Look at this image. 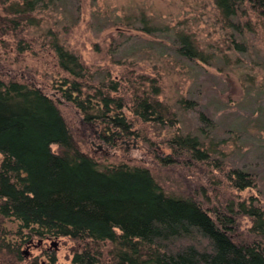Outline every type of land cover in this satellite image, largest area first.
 Masks as SVG:
<instances>
[{"label": "trees", "instance_id": "trees-1", "mask_svg": "<svg viewBox=\"0 0 264 264\" xmlns=\"http://www.w3.org/2000/svg\"><path fill=\"white\" fill-rule=\"evenodd\" d=\"M59 1L64 0L5 5L0 36L21 32L20 19ZM214 2L238 30L243 25L235 18L251 9L257 19L253 26L258 25L264 38V0ZM141 20L152 32L155 25ZM173 40L185 58L205 59L191 33L178 31ZM25 41L21 37L16 43L18 51L32 48ZM50 43L61 72L52 91L29 77L8 76L0 65V227L6 218L17 221L22 243L31 236L69 238L75 246L68 264H264V204L257 197L225 199L211 206L208 189L199 183L192 194L169 193L148 165L101 166L78 147L62 105L73 107L76 118L88 127L102 124L97 138L110 146L138 135L135 121L171 125L173 113L159 97L160 86L153 77L143 74L125 82L109 78L107 67L91 71L58 40ZM169 146L172 154L160 158L164 165L210 163L223 169L197 135H174ZM224 170L235 189L255 185V174L249 171ZM241 215L251 220L245 231H239ZM3 239L0 246L15 252L16 264H24L22 243ZM27 264L65 263L49 254L46 261L35 257Z\"/></svg>", "mask_w": 264, "mask_h": 264}, {"label": "rangeland", "instance_id": "rangeland-1", "mask_svg": "<svg viewBox=\"0 0 264 264\" xmlns=\"http://www.w3.org/2000/svg\"><path fill=\"white\" fill-rule=\"evenodd\" d=\"M14 1L0 0V12L4 14L3 7ZM250 11L235 18L243 25L238 30L223 18L214 0L59 1L20 19L21 32L11 30L0 36V65L8 76L29 77L50 90L61 77L50 43L58 40L91 71L107 67L109 78L120 81L143 74L153 77L160 86L159 97L173 113L171 125L135 121L133 130L138 135L117 139L114 146L104 145L97 138L102 124L88 127L76 118L73 107L62 105L78 147L97 158L101 166L148 165L169 193L192 194L199 183L208 189L211 206L225 199L249 201L251 197L264 204V38L258 25L253 26L257 19ZM142 17L156 26H151L152 32L146 30ZM178 31L192 34L205 59L190 60L176 51L173 36ZM21 37L32 48L18 51L16 43ZM202 114L207 118L202 120ZM189 133L200 137L211 158L223 164L222 170L210 163L178 166L160 161L172 154L171 137ZM2 159L0 153V163ZM229 167L255 174V185L233 188L224 175ZM250 224L241 215L239 231ZM17 230V221L4 219L0 241L21 244ZM74 246L69 238L31 236L20 248L24 264L35 257L46 261L49 254L68 264ZM14 253L0 246V264H16Z\"/></svg>", "mask_w": 264, "mask_h": 264}]
</instances>
